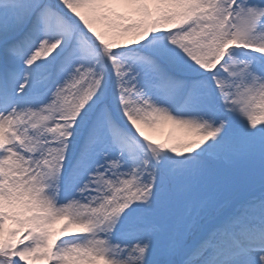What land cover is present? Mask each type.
<instances>
[{
	"label": "snow or ice",
	"instance_id": "snow-or-ice-1",
	"mask_svg": "<svg viewBox=\"0 0 264 264\" xmlns=\"http://www.w3.org/2000/svg\"><path fill=\"white\" fill-rule=\"evenodd\" d=\"M0 264H264V0H0Z\"/></svg>",
	"mask_w": 264,
	"mask_h": 264
}]
</instances>
